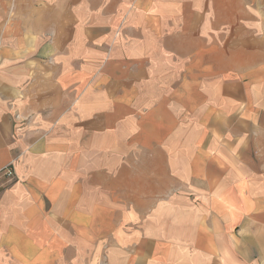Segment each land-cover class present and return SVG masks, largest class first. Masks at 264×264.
Returning <instances> with one entry per match:
<instances>
[{
  "label": "crops",
  "instance_id": "crops-1",
  "mask_svg": "<svg viewBox=\"0 0 264 264\" xmlns=\"http://www.w3.org/2000/svg\"><path fill=\"white\" fill-rule=\"evenodd\" d=\"M0 264H264V0H0Z\"/></svg>",
  "mask_w": 264,
  "mask_h": 264
},
{
  "label": "built area",
  "instance_id": "built-area-1",
  "mask_svg": "<svg viewBox=\"0 0 264 264\" xmlns=\"http://www.w3.org/2000/svg\"><path fill=\"white\" fill-rule=\"evenodd\" d=\"M0 176L5 177V182L1 185H6L7 183L11 182L14 179V173L11 165H6L2 169H0Z\"/></svg>",
  "mask_w": 264,
  "mask_h": 264
}]
</instances>
